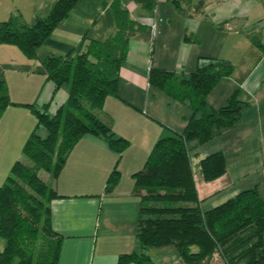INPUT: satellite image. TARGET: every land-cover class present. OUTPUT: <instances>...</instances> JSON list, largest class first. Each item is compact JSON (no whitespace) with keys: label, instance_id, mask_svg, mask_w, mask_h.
<instances>
[{"label":"crops","instance_id":"1","mask_svg":"<svg viewBox=\"0 0 264 264\" xmlns=\"http://www.w3.org/2000/svg\"><path fill=\"white\" fill-rule=\"evenodd\" d=\"M17 1L29 4L32 19L49 9L48 3L38 0H0V21L9 15L22 16ZM110 1L76 0L35 49L33 58L13 51V45L0 44V52L7 56L0 69L9 99L32 103L37 109L46 105V111L54 113L65 102L67 90L54 88L44 79L41 61L47 55H65L83 35L97 40L109 35L113 31ZM119 1L145 29L128 39L119 66L117 96L104 98L99 116L128 145L117 155L102 138L84 134L68 152L56 178L50 180L59 195L49 203L51 228L61 236L56 264H116L119 254L141 251L134 236L138 199L133 195L131 174L142 166L154 141L171 131L180 132L191 113L186 103L147 82L150 67L187 74L209 59L233 65L232 74L217 82L206 101L212 107L222 106L240 87L248 104L239 120L215 131L203 144L195 140L186 144L196 166L215 151H222L226 158V172L212 181H204L199 170L194 173L198 198L202 210H207L256 184L264 192V0H178L184 13L171 0H154L150 9L132 0ZM34 124L33 114L23 105L3 110L0 183L20 158L21 145ZM113 166L119 179L111 191L104 192ZM3 244L0 241V249ZM159 248L144 252L161 255ZM172 257L173 264H183L178 254ZM215 262L223 264L217 253L209 264Z\"/></svg>","mask_w":264,"mask_h":264},{"label":"trees","instance_id":"2","mask_svg":"<svg viewBox=\"0 0 264 264\" xmlns=\"http://www.w3.org/2000/svg\"><path fill=\"white\" fill-rule=\"evenodd\" d=\"M76 0H53L47 13L26 22L17 15L0 21V44L15 46L25 57L67 15ZM150 9L154 0H132ZM176 3L179 12L184 9ZM113 31L101 40L83 35L75 48L63 56L47 55L41 61L44 79L54 88L65 87L67 97L54 113L32 103L9 99L0 69V116L9 105L27 107L35 124L20 148V158L9 167L0 183V264H56L61 236L50 222V200L58 197L49 184L58 175L68 152L84 135L102 138L120 154L128 141L115 136L99 111L106 96H117L119 66L127 53V41L145 26L130 17L119 0H111ZM234 71L221 59L208 62L187 74L150 67L147 82L172 99L186 103L191 113L180 132L160 136L152 144L142 166L131 174L133 195L138 199L134 236L141 251L121 253L116 264H154L147 248L173 246L183 264H209L217 253L223 264H264V192L258 184L207 210H202L187 142L203 144L215 131L232 127L239 120L242 89L233 90L226 103L208 105L206 96L217 82ZM39 126L45 135L38 134ZM204 181L227 170L222 151L198 161ZM48 173L44 180L38 171ZM119 179L116 166L105 179L104 192ZM196 248V250H192Z\"/></svg>","mask_w":264,"mask_h":264},{"label":"rangeland","instance_id":"3","mask_svg":"<svg viewBox=\"0 0 264 264\" xmlns=\"http://www.w3.org/2000/svg\"><path fill=\"white\" fill-rule=\"evenodd\" d=\"M38 1L41 2V3H46V4L48 3L49 7H50V4L52 3V0H38ZM15 3L18 4V8L20 9V12L22 14V16L20 18L25 20L26 22H32L34 18L32 19L31 16L29 17V15H28L29 12H31V10H29V4L20 3L18 1L15 2ZM45 13H40V14L38 13V14L39 15H44ZM11 47H12L11 49L13 51H15V52L18 51V49L15 46H11ZM12 52L10 54H11V56H14V54ZM6 60H7L6 53L5 52H0V66L3 67L4 64H6L5 63ZM39 133H40L39 135L41 137H43L45 135L44 127L39 126ZM191 165H192L191 166L192 171H194V173L196 174L198 172L197 166L194 163H191ZM38 175H40V177L43 178L44 180H48L49 181L51 179L49 177L48 173H46V172H44L42 170L38 171ZM0 241H3L2 238H0ZM159 249H161L159 251L163 252V253H161V255L160 254L159 255L155 254L154 252L149 253V256L153 257V259L155 261V264H173V263H175L173 261L172 254H174V257L177 258V253H176V250L174 249L173 246H171V245L164 246V247H160ZM162 249H164V250H162ZM213 264H222V263L215 262Z\"/></svg>","mask_w":264,"mask_h":264}]
</instances>
